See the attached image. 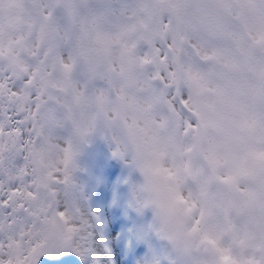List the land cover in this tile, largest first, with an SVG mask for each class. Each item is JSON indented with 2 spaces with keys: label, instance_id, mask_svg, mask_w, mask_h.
Instances as JSON below:
<instances>
[{
  "label": "snow or ice",
  "instance_id": "1",
  "mask_svg": "<svg viewBox=\"0 0 264 264\" xmlns=\"http://www.w3.org/2000/svg\"><path fill=\"white\" fill-rule=\"evenodd\" d=\"M153 5L162 7L156 29L147 26L155 17L145 19ZM8 8L15 19L5 18ZM89 40L96 51L85 54ZM113 48L118 58L107 59L110 71L151 66L147 82L154 92L137 102L135 118L101 111L99 131L115 134L116 155L151 143L163 166L149 163L145 171L172 176L163 163L159 131L169 123L177 130L191 128L192 116L186 114L200 116L206 82L198 61L227 62L229 52L264 56V0H0V264H75L69 253L90 254L89 222L70 199L75 143L60 139L66 130L78 141L97 131L86 109L90 93L98 103L104 100L97 59ZM137 86L146 85L137 81ZM112 91L127 99L116 84ZM202 124L198 118L197 127ZM174 199L192 214L193 231L215 213L206 191L202 199L191 191ZM212 232L203 243L215 246L220 264H236ZM234 235L236 247L230 250L254 256Z\"/></svg>",
  "mask_w": 264,
  "mask_h": 264
},
{
  "label": "rangeland",
  "instance_id": "2",
  "mask_svg": "<svg viewBox=\"0 0 264 264\" xmlns=\"http://www.w3.org/2000/svg\"><path fill=\"white\" fill-rule=\"evenodd\" d=\"M131 2V0H126ZM162 7L153 5L148 16L155 17L148 27L156 29ZM5 18L15 19V10H5ZM65 27L67 22L62 21ZM85 54L96 51L87 41ZM229 59L200 62L206 82L200 97V116L192 112V127L177 130L175 124L163 129L166 160L182 168L190 186H199L207 193H216L219 200L220 224L212 226L215 239L223 241L224 251L236 264H262L264 253V56L228 53ZM118 58L113 48L97 59V79L105 92L98 103L89 94L87 115L96 120L97 131L83 140H76L71 130L61 134L74 140V167L71 175L70 199L79 215L89 222L90 254L81 258L72 255L75 264H176L168 243L155 231L151 212L137 196L141 183L128 153L116 155L115 134L99 131L103 127L99 113L116 111L130 119L138 115L137 102L153 96L147 74L153 67L132 66L123 73H112L108 58ZM86 55L75 73L79 75ZM137 81L145 82L142 90ZM113 84L121 87L124 98L114 95ZM187 93V86L183 83ZM158 110V109H157ZM203 119L197 127L196 120ZM145 147L151 146L146 143ZM256 217L247 223V219ZM235 233L247 242L255 255L233 252ZM215 249V246H211Z\"/></svg>",
  "mask_w": 264,
  "mask_h": 264
},
{
  "label": "clouds",
  "instance_id": "3",
  "mask_svg": "<svg viewBox=\"0 0 264 264\" xmlns=\"http://www.w3.org/2000/svg\"><path fill=\"white\" fill-rule=\"evenodd\" d=\"M158 134L163 137L165 132L159 131ZM164 148L167 151L165 144ZM153 151L151 146H141L136 150L130 149L127 153L132 167L141 178L137 196L142 205L150 210L155 231L168 243L176 264H220L215 249L203 243L204 235L212 226L220 224L219 200L214 198L216 193H207L214 205V215L211 218L205 217L199 229L193 231L192 214L185 212V206L174 198L180 191H191L194 198L202 199L203 191L199 186H190L182 168L169 163L168 160H164L163 163L172 168L174 175L147 173L146 164L150 163L153 167L163 166Z\"/></svg>",
  "mask_w": 264,
  "mask_h": 264
},
{
  "label": "bare ground",
  "instance_id": "4",
  "mask_svg": "<svg viewBox=\"0 0 264 264\" xmlns=\"http://www.w3.org/2000/svg\"><path fill=\"white\" fill-rule=\"evenodd\" d=\"M144 146V145H143ZM256 217H250L247 219V223L251 222L252 220H254Z\"/></svg>",
  "mask_w": 264,
  "mask_h": 264
}]
</instances>
